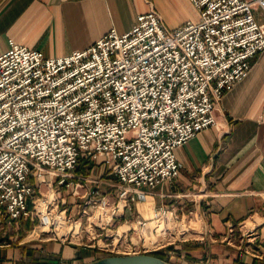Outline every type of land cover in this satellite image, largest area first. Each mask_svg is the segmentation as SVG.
I'll return each instance as SVG.
<instances>
[{
  "label": "built area",
  "instance_id": "2783aa9c",
  "mask_svg": "<svg viewBox=\"0 0 264 264\" xmlns=\"http://www.w3.org/2000/svg\"><path fill=\"white\" fill-rule=\"evenodd\" d=\"M190 1L195 21L167 28L150 8L126 31L109 27L61 55L7 39L0 52V232L38 216L37 183L67 182L79 158L116 177L109 218L143 199L140 188L177 175L175 148L214 124V104L264 50V0ZM184 225L161 205L99 248L106 255L154 251L170 237L185 239ZM71 230L70 223L62 235Z\"/></svg>",
  "mask_w": 264,
  "mask_h": 264
},
{
  "label": "crops",
  "instance_id": "0c3cea01",
  "mask_svg": "<svg viewBox=\"0 0 264 264\" xmlns=\"http://www.w3.org/2000/svg\"><path fill=\"white\" fill-rule=\"evenodd\" d=\"M150 8L167 28L198 17L190 0H0V52L11 39L46 56L65 54L86 47L109 27L126 31L137 13ZM249 63L214 104V124L175 148L177 175L140 188L143 199L122 211L123 218L145 216L147 208L162 205L180 216L197 214L200 228L191 231L196 237L168 245L166 252L175 254L172 264H264V50ZM72 171V177L79 175ZM244 221L252 230H244ZM15 251L31 260L25 264H77L97 257L74 242L23 237L9 247L0 244V264L16 260Z\"/></svg>",
  "mask_w": 264,
  "mask_h": 264
},
{
  "label": "rangeland",
  "instance_id": "374dc122",
  "mask_svg": "<svg viewBox=\"0 0 264 264\" xmlns=\"http://www.w3.org/2000/svg\"><path fill=\"white\" fill-rule=\"evenodd\" d=\"M98 164L92 162L91 167L83 175L79 174L76 177L70 175L65 183L57 184L52 182L51 188L44 182H38L36 189H34L35 197L44 200L47 198L46 196L52 194L50 200L53 199V203L52 205H48L49 208H53L50 213L51 215L49 214L51 216V224L47 227V230H44V227L41 226L42 220L38 223L39 218L35 212H33L31 221L33 218H36L35 224L37 225L35 228L32 229V226L35 225L33 224L30 229L25 230L24 219L10 222L4 226L5 230L0 232V244L4 247H9L13 245L16 240L23 237L33 239V237L46 236L62 240L63 242H74L85 248H90L97 253V257L108 254L107 251L101 250L99 245L108 242L115 234H119V232L128 225H133L134 219L138 216L128 214V216L123 218L122 215L125 213L123 211L125 207L119 209L115 212V216H110L109 218L110 208L115 202L119 192V188L117 187L118 182L116 177L111 174L105 166ZM70 173L74 174L73 171H70ZM70 178H73V180ZM100 178L102 180H97ZM101 201H104V204H102ZM129 202L126 203L127 207ZM127 211H130V208ZM151 212H149V208H147V214L142 217H149L154 211L151 209ZM175 212L180 217V214L176 210ZM193 215V212H191L188 215L182 216L185 224L184 227L187 228V232L184 235V237L187 238L185 241L196 237V233L191 231L200 228V218L197 214L195 217H193ZM55 216H59L56 224H54ZM43 220L47 222V220ZM70 223L73 230H71L70 234L63 236L62 234L66 230L68 231ZM191 223H193V226ZM250 226V221L244 224V227ZM131 229L132 228L129 227L127 234L135 235ZM43 230L45 232H43ZM8 231H13V233L8 235ZM39 232L43 233L39 234ZM20 235H22V237H20ZM167 240L168 239H164L163 241ZM182 241L184 240H180V238L177 237H170L167 244L154 251H160L169 262H173L175 260V254L171 250L166 252V249L168 245H173ZM13 255H15L16 260H10L8 264H25L31 261L29 258L21 259L16 251ZM169 255H172V257L169 258ZM17 257H19V259H17ZM97 257L94 258L96 259Z\"/></svg>",
  "mask_w": 264,
  "mask_h": 264
},
{
  "label": "water",
  "instance_id": "95a60500",
  "mask_svg": "<svg viewBox=\"0 0 264 264\" xmlns=\"http://www.w3.org/2000/svg\"><path fill=\"white\" fill-rule=\"evenodd\" d=\"M77 264H170V262L147 252H137L103 255L97 257L96 259L80 262Z\"/></svg>",
  "mask_w": 264,
  "mask_h": 264
},
{
  "label": "trees",
  "instance_id": "16d2710c",
  "mask_svg": "<svg viewBox=\"0 0 264 264\" xmlns=\"http://www.w3.org/2000/svg\"><path fill=\"white\" fill-rule=\"evenodd\" d=\"M91 165H92V162L89 159H87V158H79L78 161H77V164L75 165L73 170H74L75 173L83 175L91 167ZM28 206H30L29 203H28ZM35 222H36V218H33L32 221L28 220V219H24V229L25 230L30 229L31 226L33 224H35ZM12 233H13V231H8V235L12 234ZM20 237H22V235H20ZM147 253H150V254L155 255V256L163 259V260L168 261L167 258L160 251H150V252H147ZM170 264H172V263L170 262ZM232 264H236V263L233 262Z\"/></svg>",
  "mask_w": 264,
  "mask_h": 264
},
{
  "label": "bare ground",
  "instance_id": "6f19581e",
  "mask_svg": "<svg viewBox=\"0 0 264 264\" xmlns=\"http://www.w3.org/2000/svg\"><path fill=\"white\" fill-rule=\"evenodd\" d=\"M46 196V195H45ZM50 196V197H49ZM52 194H49L48 196H46L47 198L45 199V200H40V199H38V201H37V213H38V216H39V219H40V222H41V220H42V222H41V226L42 227H44V230H47V227H49V225L51 224L50 223V219H51V211L53 210V208L52 207H48V203H50V205H52V203H53V199L52 200H50L52 197ZM55 208V207H54ZM50 214V215H49ZM41 215V216H40ZM59 216H55V218H54V224H56V222H57V218H58ZM198 218V217H197ZM43 219H45V220H47V222H44V220ZM248 222V221H247ZM244 223H245V221L243 222V226H244ZM192 224V226H193V223H191ZM35 228V227H34ZM43 230V231H44ZM66 232H68L67 230L63 233V234H65ZM70 234V233H69Z\"/></svg>",
  "mask_w": 264,
  "mask_h": 264
}]
</instances>
